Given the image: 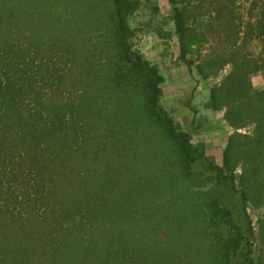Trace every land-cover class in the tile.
I'll use <instances>...</instances> for the list:
<instances>
[{
  "label": "trees",
  "instance_id": "16d2710c",
  "mask_svg": "<svg viewBox=\"0 0 264 264\" xmlns=\"http://www.w3.org/2000/svg\"><path fill=\"white\" fill-rule=\"evenodd\" d=\"M244 3L255 18L237 33L264 39V0ZM138 4L0 0V264H191L200 248L187 253L181 234L163 257L155 225L138 218L140 208H155L151 186L166 168L159 159L173 163L168 146L177 170L213 196L204 210L235 230L224 264H253L247 195L227 157L218 165L162 105L165 76L132 44L129 13ZM172 17L182 44L181 12ZM146 124L154 144L141 139ZM139 182L141 205L131 198Z\"/></svg>",
  "mask_w": 264,
  "mask_h": 264
},
{
  "label": "rangeland",
  "instance_id": "374dc122",
  "mask_svg": "<svg viewBox=\"0 0 264 264\" xmlns=\"http://www.w3.org/2000/svg\"><path fill=\"white\" fill-rule=\"evenodd\" d=\"M138 1L129 13L133 48L165 76L161 103L193 133V142L202 144L218 165L227 157L236 187L248 199L247 212L254 228L253 264H264V39L237 33L246 20H254V12L244 0L234 5L233 13L232 0ZM104 9L108 17L110 12ZM175 10L181 12L182 44L172 17ZM183 55L191 62V70ZM147 125L138 127L141 139L154 144ZM194 125H199L196 131ZM141 139L135 142L139 151ZM124 141L131 144L127 138ZM111 148L108 144L101 152ZM166 150L173 163L164 156L159 159L166 168L155 171L157 189L151 186L158 194L153 197L155 208H140L138 218L148 215L145 227L155 225L151 239L163 257L181 246L183 234L188 239L187 253L200 248V253L192 254L191 264H224L222 247L235 230L225 223L216 224L215 214L205 211L213 197L209 189L188 181L175 166L172 148ZM138 186L137 199L131 198L145 204L140 182ZM232 199L239 204L237 194ZM165 219L172 221L168 227L163 225Z\"/></svg>",
  "mask_w": 264,
  "mask_h": 264
}]
</instances>
